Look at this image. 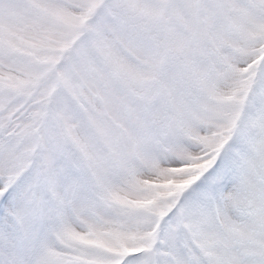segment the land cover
Instances as JSON below:
<instances>
[{"label":"snow or ice","instance_id":"snow-or-ice-1","mask_svg":"<svg viewBox=\"0 0 264 264\" xmlns=\"http://www.w3.org/2000/svg\"><path fill=\"white\" fill-rule=\"evenodd\" d=\"M0 264H264V0H0Z\"/></svg>","mask_w":264,"mask_h":264}]
</instances>
